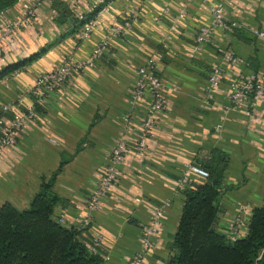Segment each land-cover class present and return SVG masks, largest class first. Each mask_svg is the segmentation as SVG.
I'll list each match as a JSON object with an SVG mask.
<instances>
[{"label":"crops","instance_id":"obj_1","mask_svg":"<svg viewBox=\"0 0 264 264\" xmlns=\"http://www.w3.org/2000/svg\"><path fill=\"white\" fill-rule=\"evenodd\" d=\"M61 1L76 18L79 12H88L95 0ZM213 2L223 3L228 23L241 27L217 31L199 50L196 35L210 22L200 0H148L142 4L138 18L114 38L96 66L76 73L53 93L16 146L0 156V208L5 203L19 210L29 208L42 178H50L64 161L54 184L63 202L55 207L54 218L65 228L79 230V221L87 214V199L109 163L112 146L122 136V118L130 116L126 135L130 153L120 167L118 181L81 233L82 240H101L96 250L104 264H129L142 250L144 227L151 226L161 210L163 215L154 224L142 264H167L184 204L178 183L186 164L194 162L201 149L222 150L229 159L216 229L233 238L230 225L240 217L239 208L249 206L252 214L264 200V99L253 119L228 109L227 82L239 73L264 76V38L253 32H264V0ZM116 7L120 13L122 6ZM9 10L0 13V25L18 17L17 4ZM183 10L187 16L180 18ZM112 20L106 18L92 38L78 45L73 25H57L51 7L40 8L22 39L6 42V62L0 65V72L28 63L16 75L0 79V117L1 107L14 102L38 75L68 55L85 58L102 35L103 25ZM159 50L164 51L159 69L169 109L158 117L147 141L146 158L140 161L134 147L149 100L132 104V90L137 68ZM226 52H232L240 63L227 72L223 85L206 104L207 76ZM6 78L7 85L3 83ZM205 180L199 174L190 177L197 184ZM237 230L241 237L247 233L245 224Z\"/></svg>","mask_w":264,"mask_h":264},{"label":"built area","instance_id":"obj_2","mask_svg":"<svg viewBox=\"0 0 264 264\" xmlns=\"http://www.w3.org/2000/svg\"><path fill=\"white\" fill-rule=\"evenodd\" d=\"M55 1L57 0H19L17 2L18 17L0 25V65L6 62V42L22 39L23 31L32 26L40 8L49 5L52 17L56 18L58 16L57 10L52 8V4ZM147 1L95 0L90 5L88 12H79L75 15L78 20L84 21L77 33L76 40L78 45L92 38L106 18L112 17L113 20L111 23L103 25L102 35L97 39L85 58H78L75 55L64 57L51 70L38 75L30 86L25 87L18 93L14 102L7 103L1 107L0 156L16 146L19 138L37 120L39 109L46 105L53 93L61 90L76 73L96 66L109 52L114 38L124 33L126 27H129L130 21L138 18L139 8ZM200 1L208 10L210 22L199 29L196 35V50L209 44L217 31L241 27V24L236 22L228 23L223 3L213 2V0ZM119 4L122 6L120 13L116 11V5ZM9 11L7 9L3 13L6 14ZM115 13L120 14V16ZM186 13L183 10L179 15L180 18L186 17ZM92 14L94 15L88 20V17ZM253 32L256 36L264 38L263 31L254 30ZM164 48L165 46L163 50ZM163 50H159L150 56L145 64L136 70V81L132 90L131 103L134 104L144 98L149 100L147 114L142 121L141 130L134 147L136 156L140 161L146 158L147 141L155 128L158 117L169 109L165 86L159 69V63L164 58ZM193 56V54L190 55V57ZM239 63L240 59L238 57L232 52H226L221 60L211 67L204 86V103L209 104V101L215 97L223 85L227 72L239 65ZM16 74L14 73L10 76L12 77ZM7 80V78L4 79L3 83L6 84ZM226 97L229 103L228 109L241 111L253 119L258 104L264 99V76L257 73L236 74L227 82ZM130 123V116L122 118V136L112 146L109 163L105 167L95 190L87 199V214L79 221L80 229L88 227L92 215L99 209L102 201L109 195L112 187L120 177V167L130 153V146L126 139V135L130 131ZM185 167L184 175L178 183V191L185 188L193 174H199L204 178L208 176L205 171L192 164H186ZM239 212L240 217L237 222L230 225L232 233L230 235L235 239L242 238V232L238 231L237 227L245 224L248 231L250 221L247 220L251 214L249 206L240 207ZM162 215V211L158 210L154 215L152 225L144 227L142 250L132 256L129 264L143 263L144 256L150 249L151 242L149 237L154 232V224L157 223ZM100 243L101 240L95 238L91 241V246L96 249L100 246Z\"/></svg>","mask_w":264,"mask_h":264},{"label":"trees","instance_id":"obj_3","mask_svg":"<svg viewBox=\"0 0 264 264\" xmlns=\"http://www.w3.org/2000/svg\"><path fill=\"white\" fill-rule=\"evenodd\" d=\"M18 1L0 0V13ZM52 8L58 12L57 25L71 24L73 32L78 33L84 21L72 16L61 0ZM27 63L6 67L0 79L19 72ZM196 158L191 164L208 176L200 184L189 181L179 191L184 204L167 264H264V200L262 206L252 210L244 237L235 239L218 232L219 201L229 159L219 149H201ZM64 164L62 161L50 178H42L29 208L19 210L10 203L0 208V264H104L97 248L80 237L87 227L68 229L54 218L55 207L63 202L54 184Z\"/></svg>","mask_w":264,"mask_h":264}]
</instances>
